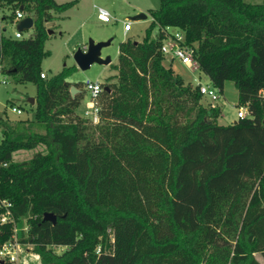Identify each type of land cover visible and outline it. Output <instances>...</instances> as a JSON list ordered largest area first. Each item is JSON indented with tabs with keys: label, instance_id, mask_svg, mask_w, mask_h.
I'll return each instance as SVG.
<instances>
[{
	"label": "trees",
	"instance_id": "obj_1",
	"mask_svg": "<svg viewBox=\"0 0 264 264\" xmlns=\"http://www.w3.org/2000/svg\"><path fill=\"white\" fill-rule=\"evenodd\" d=\"M74 5L0 1V26L20 7L33 19L29 38L0 30V73L36 86L33 120L0 117V247L15 238L39 264H264V2L160 0L142 41L118 45L97 124L76 113L75 68L40 77L46 24ZM170 28L220 94L234 84L249 117L219 125L220 108L165 68Z\"/></svg>",
	"mask_w": 264,
	"mask_h": 264
},
{
	"label": "rangeland",
	"instance_id": "obj_2",
	"mask_svg": "<svg viewBox=\"0 0 264 264\" xmlns=\"http://www.w3.org/2000/svg\"><path fill=\"white\" fill-rule=\"evenodd\" d=\"M58 4L75 2V5L67 11L60 13L59 18L48 24L46 28L52 31L45 43V51L49 56L43 59L41 64L42 73L46 78H50L60 73L63 68H75L71 76L67 79L72 85L79 84L82 89L80 95L81 101L76 113L85 117V103L89 101L88 94L84 91L83 85L86 82L104 83L108 77L116 74L111 67L117 63L118 45L127 40L141 42L145 31L151 25L149 11L158 10L160 0H55ZM248 4H260L264 0H244ZM104 9L111 15L110 23H103L98 19V9ZM5 13H9L6 11ZM145 14V20L133 21L132 18ZM131 22V29L124 34L123 22ZM1 33L8 37L13 36L17 31L16 26L12 24H1ZM158 30L154 29L152 37L157 36ZM169 33L175 35L181 33L174 28L169 29ZM33 34L32 29L23 32L24 38H29ZM89 40L98 42L110 41L109 46L101 50V57H110L111 63L107 66L93 64L88 70L82 71L77 68L73 59L74 53L78 49H84ZM166 45L172 44V40L166 38L163 41ZM165 68H171L175 74H178L185 83L196 86L211 85L208 77L200 72L196 66L188 68L180 62L174 60L169 64V56H163ZM170 60V59H169ZM237 90L232 82H225L223 91L220 94L216 106L221 110V116L218 119L219 125H229L237 121ZM36 86L32 83H21L17 77L4 76L0 73V117L6 118L9 123H15L19 120H33V105L29 104V99L35 103ZM202 104L210 107L206 99H202ZM12 107L19 108L21 115H15L10 112ZM43 151L42 146L32 150L16 152L12 155L13 162H21L30 159L35 153ZM60 252L61 249H56ZM255 258L262 263L259 255ZM16 264H39L37 256L32 251L30 245H20L18 261Z\"/></svg>",
	"mask_w": 264,
	"mask_h": 264
},
{
	"label": "built area",
	"instance_id": "obj_3",
	"mask_svg": "<svg viewBox=\"0 0 264 264\" xmlns=\"http://www.w3.org/2000/svg\"><path fill=\"white\" fill-rule=\"evenodd\" d=\"M3 1V0H0ZM98 19L103 23H110L111 21V15L104 9L99 8L98 9ZM25 18L24 14L20 10L15 11V17L13 19L12 25H15L17 27L18 23ZM131 29V22L125 21L123 22V31L124 34L129 32ZM22 32H19L18 30L14 33L12 38L14 39H22L23 35ZM172 40V44L166 45L164 42L161 46V53L163 56H169L170 62L172 63L174 60L180 62L182 65L192 68L193 66H196L197 64L194 61L192 57V50L189 47H186L183 45L184 43V35L183 33H176L175 35L169 34L167 37ZM198 69V68H197ZM42 79H45V74L42 73L40 75ZM198 87V91L200 95L202 96V99H206L210 107L214 108L216 107V102L220 98L219 91L214 88L212 85H201L198 83L196 85ZM84 91L88 94L89 101L87 103L86 111H85V117L91 120L92 124H97L98 117H97V109L95 108V101L98 98L99 94L102 91L101 83L99 82H86L83 85ZM262 97H264V91L260 93ZM10 112L15 115H21L22 112L19 108L12 107L10 109ZM249 117L248 109L246 106L243 107H237V120L244 119ZM5 208L10 207V204L2 202ZM1 223H6L10 221V213L6 211L1 216L0 219ZM20 245L16 242V239L13 238V240L4 243L0 247V261L2 263H13L16 264L18 261V254H19Z\"/></svg>",
	"mask_w": 264,
	"mask_h": 264
},
{
	"label": "water",
	"instance_id": "obj_4",
	"mask_svg": "<svg viewBox=\"0 0 264 264\" xmlns=\"http://www.w3.org/2000/svg\"><path fill=\"white\" fill-rule=\"evenodd\" d=\"M20 10H22V7H20ZM146 18L147 16L145 14H139L133 17L132 20L138 21V20H145ZM32 27H33V19L30 17H26L18 23L16 29L19 32L23 33L27 30L32 29ZM51 34L52 31L49 30L48 35ZM109 44L110 41L95 43L94 41L89 40L87 46L84 49H78L73 55V59L75 61L77 68H79L82 71H85L88 70L90 66L93 64L104 65V66L109 65L111 63L110 57H105V58L101 57V50L109 46ZM104 90L109 91V88L104 87ZM69 91L72 98H74V96L78 93L76 88L73 86L70 87ZM28 102L30 105L34 104L33 99H29ZM42 221L50 222L54 225L56 219L54 215L46 213L44 214ZM0 264H2L1 261Z\"/></svg>",
	"mask_w": 264,
	"mask_h": 264
},
{
	"label": "crops",
	"instance_id": "obj_5",
	"mask_svg": "<svg viewBox=\"0 0 264 264\" xmlns=\"http://www.w3.org/2000/svg\"><path fill=\"white\" fill-rule=\"evenodd\" d=\"M56 2V1H55ZM76 2V1H75ZM58 4V3H57ZM58 15H60V14H54V20L53 21H55V19H57V18H59L60 16H58ZM168 32H169V29L167 30ZM168 62H169V64H171V62H170V60L168 59ZM163 65H164V63H163ZM77 91H78V93L77 94H79V95H81L82 94V89L81 88H78V89H76ZM87 103H88V101H86V103H85V110H86V107H87ZM85 113V112H84Z\"/></svg>",
	"mask_w": 264,
	"mask_h": 264
}]
</instances>
